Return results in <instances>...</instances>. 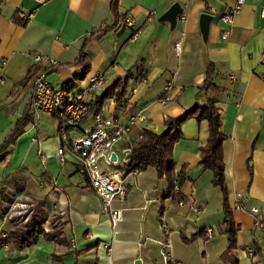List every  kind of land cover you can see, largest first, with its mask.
<instances>
[{
  "label": "crops",
  "instance_id": "crops-1",
  "mask_svg": "<svg viewBox=\"0 0 264 264\" xmlns=\"http://www.w3.org/2000/svg\"><path fill=\"white\" fill-rule=\"evenodd\" d=\"M112 1L0 0V146L30 109L39 68L35 55L56 59L60 66L50 72L49 81L89 104L87 118L68 132L71 138L95 128L94 102L129 71L133 79L122 103L109 99L98 114L124 124L136 117L132 138L144 129L161 134L167 118H179L195 104L215 99L227 138L225 175L239 229L238 249L232 259L225 258L229 242L220 230L223 197L213 185V173L201 165L207 121L188 120L173 150L176 172L186 179L180 190L183 204L164 197L167 181L154 168L126 174L124 165L115 167L127 196L114 202L123 212L114 228L80 172L79 160L67 154L62 164L58 158L62 142L57 110L34 115L0 164V238L28 224H43L47 231L61 230L65 244L41 238L14 254L5 246L0 264H164L165 251L178 264H264V230L254 227L257 218L264 219V0H245L231 28L220 16L238 0H120L121 19L116 22ZM205 15L210 19L203 25ZM17 16L25 26L15 22ZM125 16L134 27L123 24ZM105 27L111 30L91 38ZM135 31L141 34L133 41ZM176 44L181 45L179 53ZM209 65L215 68L214 86L204 93L200 88ZM97 72L105 81L91 89L90 77ZM168 85L172 89L167 92ZM162 98L169 101L163 104ZM120 148L117 144L122 160ZM21 199L36 204L31 221L4 220L6 210ZM201 230L205 233L193 243L183 242L182 235L191 238ZM252 244L259 247L254 257L246 251Z\"/></svg>",
  "mask_w": 264,
  "mask_h": 264
},
{
  "label": "built area",
  "instance_id": "built-area-1",
  "mask_svg": "<svg viewBox=\"0 0 264 264\" xmlns=\"http://www.w3.org/2000/svg\"><path fill=\"white\" fill-rule=\"evenodd\" d=\"M244 2L245 0H238L232 9L220 16V21L227 28L232 27L235 16L239 13ZM261 17L264 19V6L261 9ZM123 24L130 28L134 27V21L129 16L123 18ZM140 34V31L133 32L132 40H137ZM223 38L226 39L227 34ZM180 47V44L175 46L178 53ZM34 60L39 68L36 72L30 96V111L33 115H37L42 113L52 114L60 110L61 123L59 131L62 146L58 149V158L62 164L65 163L67 154H71L79 160L80 172L87 177L92 188L100 197L102 212L110 216L111 223L116 228L123 218V212L121 209L115 208L114 202L126 198L127 187L123 177L103 170L102 162L109 168H115L127 162L132 152L134 141L131 134L137 118H131L127 124H124L117 118H104L101 114H96L95 121L97 125L93 130H85L80 135L69 137L68 132L72 128H79L89 115V104L83 96L69 95L67 89L57 87L49 81L50 72L57 70L60 66L56 59L35 55ZM90 81L91 89H95L103 85L105 81L104 74L101 72L94 73L91 75ZM171 89L172 86L168 85L165 91L168 92ZM168 101V98L161 99L163 104ZM141 138L142 136H140ZM117 144L121 145L122 160L119 159L117 154ZM43 163H45V160H43ZM176 190H178L177 185ZM180 204L183 203L180 202ZM35 207L36 204L30 199H25L23 202L17 200L7 209L4 220L27 224L31 221ZM237 208L239 209L240 206L237 205ZM195 212L198 213L199 211L195 210ZM252 213L259 214V210L253 209ZM254 227L255 231L264 230V219L257 218ZM2 237L4 238L5 235ZM167 248H169V244L164 245V249ZM246 251L249 256L254 257L258 253L259 247L257 244H252L248 246ZM163 261L164 264H178L172 260L169 253L163 254Z\"/></svg>",
  "mask_w": 264,
  "mask_h": 264
},
{
  "label": "trees",
  "instance_id": "trees-1",
  "mask_svg": "<svg viewBox=\"0 0 264 264\" xmlns=\"http://www.w3.org/2000/svg\"><path fill=\"white\" fill-rule=\"evenodd\" d=\"M120 0H113L111 5V13L115 22L121 19L119 16ZM15 22L20 25H26L24 19L19 16L15 17ZM115 24L113 25V27ZM109 28L105 27L98 33L93 34L91 38H99L107 33ZM84 59L81 60L83 62ZM89 67L86 69L88 72ZM143 71V65L139 67L138 72ZM215 76V68L209 65L207 68V76L204 85L200 88L202 92L207 93L213 86ZM133 79L131 71L124 78L118 79L112 84L102 96L98 97L94 102L95 114L101 112V108L105 101L115 99L120 104L127 94L129 81ZM65 88V87H64ZM66 89V88H65ZM68 92V90H67ZM191 119L198 122L207 121L209 124V137L206 145L201 149V165L213 173V185L220 189L223 197V211L225 213V220L222 223L220 230L228 238L229 246L225 258L232 259L234 251L238 249V232L234 221L233 212L229 205V190L225 175V162L223 154V144L226 141V136L222 132L223 122L221 113L217 108L215 99H208L207 103L200 105L195 104L193 107L187 109L185 113L179 118H167L165 120L166 131L157 134L153 131L144 129L142 133L133 138L132 152L129 155L127 162L123 164L122 172L132 174L134 172H143L149 168H154L159 179H166L168 187L165 198H172L173 202L179 203L184 200L180 190L185 182L183 173L176 172V163L174 159L173 150L175 145L183 139V126ZM34 121V115L28 109L25 116L17 123L5 143L0 146V164L5 161L12 153V146L17 142L21 135L25 132L28 124ZM140 136L142 138L140 139ZM176 185L178 190H176ZM204 230L199 231L191 238L182 235V240L185 244L193 243L199 235H203ZM63 236L61 230L53 229L47 231L43 224L32 226L26 225L25 228H19L0 238V250L8 247L9 253L14 254L16 251H23L31 247L41 239L48 241H55L60 244H65V241L60 237ZM232 264H237L234 261Z\"/></svg>",
  "mask_w": 264,
  "mask_h": 264
},
{
  "label": "rangeland",
  "instance_id": "rangeland-1",
  "mask_svg": "<svg viewBox=\"0 0 264 264\" xmlns=\"http://www.w3.org/2000/svg\"><path fill=\"white\" fill-rule=\"evenodd\" d=\"M42 114H47V113H42ZM42 114H37V116H39V115H42ZM102 165L103 166H105V168H106V170L108 171V172H110V173H115L114 171H115V168H109V167H107L103 162H102ZM25 199H21V200H18V202H23ZM17 201V200H16ZM15 201V202H16ZM5 212V211H4ZM6 212H7V210H6ZM4 218H5V214H4ZM15 222H19V221H15ZM165 253H168V252H164L163 254H165ZM3 257L1 256L0 257V260L2 259Z\"/></svg>",
  "mask_w": 264,
  "mask_h": 264
},
{
  "label": "water",
  "instance_id": "water-1",
  "mask_svg": "<svg viewBox=\"0 0 264 264\" xmlns=\"http://www.w3.org/2000/svg\"><path fill=\"white\" fill-rule=\"evenodd\" d=\"M178 9H179L178 6H176V7L173 9V13H174V12H177ZM209 19H210L209 16H207V15L203 16V17H202L203 25H204L205 23L207 24V22L209 21ZM138 264H139V263H138Z\"/></svg>",
  "mask_w": 264,
  "mask_h": 264
}]
</instances>
